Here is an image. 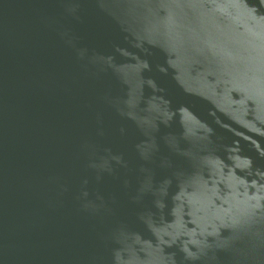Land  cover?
<instances>
[{
	"label": "water",
	"instance_id": "1",
	"mask_svg": "<svg viewBox=\"0 0 264 264\" xmlns=\"http://www.w3.org/2000/svg\"><path fill=\"white\" fill-rule=\"evenodd\" d=\"M0 264H264V0H0Z\"/></svg>",
	"mask_w": 264,
	"mask_h": 264
}]
</instances>
